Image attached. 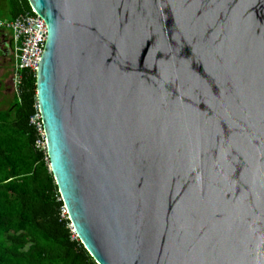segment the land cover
Listing matches in <instances>:
<instances>
[{
    "label": "water",
    "instance_id": "water-1",
    "mask_svg": "<svg viewBox=\"0 0 264 264\" xmlns=\"http://www.w3.org/2000/svg\"><path fill=\"white\" fill-rule=\"evenodd\" d=\"M46 150L97 264H264V0H27Z\"/></svg>",
    "mask_w": 264,
    "mask_h": 264
},
{
    "label": "trees",
    "instance_id": "trees-1",
    "mask_svg": "<svg viewBox=\"0 0 264 264\" xmlns=\"http://www.w3.org/2000/svg\"><path fill=\"white\" fill-rule=\"evenodd\" d=\"M27 13V0H0L3 22ZM37 105L36 73L28 70L0 100V264H97L73 232L47 150L38 147L44 138L30 122Z\"/></svg>",
    "mask_w": 264,
    "mask_h": 264
},
{
    "label": "built area",
    "instance_id": "built-area-1",
    "mask_svg": "<svg viewBox=\"0 0 264 264\" xmlns=\"http://www.w3.org/2000/svg\"><path fill=\"white\" fill-rule=\"evenodd\" d=\"M0 28L7 30L12 35L15 53V67L13 69V89L17 91L22 81V72H37L39 62L45 52L48 30L45 21L32 10V13L21 15L13 21L0 20ZM37 112L30 119L32 125L42 134L44 141L38 142V147L46 148L44 129L41 115Z\"/></svg>",
    "mask_w": 264,
    "mask_h": 264
},
{
    "label": "flooded vegetation",
    "instance_id": "flooded-vegetation-1",
    "mask_svg": "<svg viewBox=\"0 0 264 264\" xmlns=\"http://www.w3.org/2000/svg\"><path fill=\"white\" fill-rule=\"evenodd\" d=\"M3 33V34H2ZM0 32V59L4 60L5 58L8 57V59H6L4 61V63L2 64L1 63V66H3V69H6V71H8L9 73V70H10V75H9V80L7 81V83H4V87L6 86H12L13 88V65H14V44L12 42V39L11 37L8 35V33H4V32ZM6 36V37H4ZM10 65L12 66L11 68H8L10 67ZM7 78V77H6ZM3 84V80H0V86ZM10 90V89H9Z\"/></svg>",
    "mask_w": 264,
    "mask_h": 264
},
{
    "label": "rangeland",
    "instance_id": "rangeland-1",
    "mask_svg": "<svg viewBox=\"0 0 264 264\" xmlns=\"http://www.w3.org/2000/svg\"><path fill=\"white\" fill-rule=\"evenodd\" d=\"M13 54H14V65H13V68H14L16 60H15V53L13 52ZM6 59H8V57L5 58L4 60L0 59V80H3V84L0 86V100L4 99L5 97L11 98L13 95V91H14V89L12 88L11 85L4 87V83H7V81L9 80V75H10V70L8 73V71H6L7 67L5 69H3V66H1V63L3 64ZM11 67L12 66L10 65V67H8V68H11ZM3 105H5V104H3Z\"/></svg>",
    "mask_w": 264,
    "mask_h": 264
},
{
    "label": "crops",
    "instance_id": "crops-1",
    "mask_svg": "<svg viewBox=\"0 0 264 264\" xmlns=\"http://www.w3.org/2000/svg\"><path fill=\"white\" fill-rule=\"evenodd\" d=\"M1 29V28H0ZM0 32L2 33V32H4V33H8V35L11 37V39H12V35H11V33L9 32V31H7V30H0ZM3 34V33H2ZM1 36V35H0ZM4 37H6V36H4ZM1 39V38H0ZM12 42H13V40H12Z\"/></svg>",
    "mask_w": 264,
    "mask_h": 264
},
{
    "label": "bare ground",
    "instance_id": "bare-ground-1",
    "mask_svg": "<svg viewBox=\"0 0 264 264\" xmlns=\"http://www.w3.org/2000/svg\"><path fill=\"white\" fill-rule=\"evenodd\" d=\"M14 49V48H13ZM40 137V136H39ZM40 139V138H39ZM46 150V149H45Z\"/></svg>",
    "mask_w": 264,
    "mask_h": 264
}]
</instances>
